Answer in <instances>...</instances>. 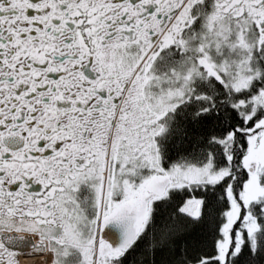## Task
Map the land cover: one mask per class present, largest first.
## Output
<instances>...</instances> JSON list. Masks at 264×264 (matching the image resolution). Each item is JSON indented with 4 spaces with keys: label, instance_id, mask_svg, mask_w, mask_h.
I'll list each match as a JSON object with an SVG mask.
<instances>
[{
    "label": "snow or ice",
    "instance_id": "1",
    "mask_svg": "<svg viewBox=\"0 0 264 264\" xmlns=\"http://www.w3.org/2000/svg\"><path fill=\"white\" fill-rule=\"evenodd\" d=\"M0 264H264V0H0Z\"/></svg>",
    "mask_w": 264,
    "mask_h": 264
}]
</instances>
